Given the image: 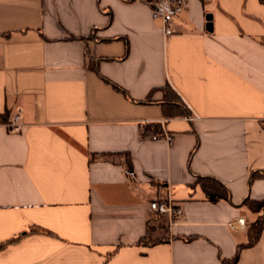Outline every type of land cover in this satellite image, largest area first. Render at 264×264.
<instances>
[{"label": "crops", "instance_id": "1", "mask_svg": "<svg viewBox=\"0 0 264 264\" xmlns=\"http://www.w3.org/2000/svg\"><path fill=\"white\" fill-rule=\"evenodd\" d=\"M189 2L166 36L146 0H0V244L20 238L0 264H264V225L239 250L263 210L264 0ZM169 191L171 226L149 206Z\"/></svg>", "mask_w": 264, "mask_h": 264}, {"label": "built area", "instance_id": "2", "mask_svg": "<svg viewBox=\"0 0 264 264\" xmlns=\"http://www.w3.org/2000/svg\"><path fill=\"white\" fill-rule=\"evenodd\" d=\"M149 4L152 17L161 22L162 30L166 36H171L175 33L173 27L174 21L180 17L190 5L189 0H146ZM21 110L18 111L13 119L7 123L8 128L11 131L19 130L21 128ZM155 139L164 137L167 140H171L169 133L156 134L153 136ZM127 176L135 178V172L133 170H126ZM154 217L164 218L168 225H173L179 218L182 217L184 210L182 206L178 205L171 196L170 191L168 195L161 198H155L151 200L149 204ZM232 229H245L247 227V220L244 217H238L233 223H231Z\"/></svg>", "mask_w": 264, "mask_h": 264}, {"label": "trees", "instance_id": "3", "mask_svg": "<svg viewBox=\"0 0 264 264\" xmlns=\"http://www.w3.org/2000/svg\"><path fill=\"white\" fill-rule=\"evenodd\" d=\"M164 89H168V90H172L170 88V85H166L164 87ZM167 95V94H166ZM148 100H150L148 98ZM169 100V99H167ZM170 101V100H169ZM172 104V103H170ZM172 108L175 109L174 113H178L180 110H178L179 107L175 106L174 104H172ZM181 112V111H180ZM173 110H168L165 112V114L167 116H172ZM8 112H5L3 114H1L0 116V122H7L8 120ZM155 131H158V127H156L154 129ZM110 154H106V153H101V154H96V153H92L90 159H96L98 157H108ZM126 161L127 163H129V166L131 167V158L129 156V154H126ZM198 183L201 184L203 190L206 191L207 197L210 201L212 202H217L220 199H229L230 197V189H228L226 187V185L221 182L219 179L217 180L216 178L210 177V176H205L204 178H200L198 180ZM245 203L249 204L250 208L253 211L259 212L262 210L263 207V211H264V200L262 202H257V201H251L250 199L246 200ZM263 225H264V213L263 216H260L254 223H252V225L249 227L248 232H249V242L247 244H243L241 246H239V250L242 248V246H249L251 244L256 243L261 234H262V229H263ZM38 232H42L38 229H35ZM19 236H17L16 238H13L7 242H4L2 244H0V250L2 248H4L6 245L11 244V243H16L19 240ZM158 241H155L153 243H157ZM239 250L235 256V259L232 261V263H235L237 258H238V254H239Z\"/></svg>", "mask_w": 264, "mask_h": 264}, {"label": "rangeland", "instance_id": "4", "mask_svg": "<svg viewBox=\"0 0 264 264\" xmlns=\"http://www.w3.org/2000/svg\"><path fill=\"white\" fill-rule=\"evenodd\" d=\"M263 213H264V211L262 210L261 211V214L258 217L263 216ZM149 241L150 242H155V241H158V240L157 239H154V238H150Z\"/></svg>", "mask_w": 264, "mask_h": 264}]
</instances>
